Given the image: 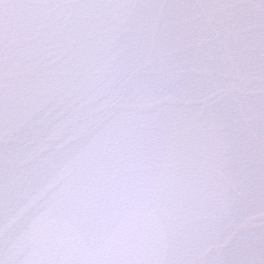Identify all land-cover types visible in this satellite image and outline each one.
Wrapping results in <instances>:
<instances>
[{
	"label": "snow or ice",
	"instance_id": "snow-or-ice-1",
	"mask_svg": "<svg viewBox=\"0 0 264 264\" xmlns=\"http://www.w3.org/2000/svg\"><path fill=\"white\" fill-rule=\"evenodd\" d=\"M0 264H264V0H0Z\"/></svg>",
	"mask_w": 264,
	"mask_h": 264
},
{
	"label": "water",
	"instance_id": "water-1",
	"mask_svg": "<svg viewBox=\"0 0 264 264\" xmlns=\"http://www.w3.org/2000/svg\"><path fill=\"white\" fill-rule=\"evenodd\" d=\"M33 77L30 75L14 76L10 85L11 97L14 103L21 105L43 100L45 90L43 88H36L32 85ZM58 237L54 234L53 242H57Z\"/></svg>",
	"mask_w": 264,
	"mask_h": 264
}]
</instances>
